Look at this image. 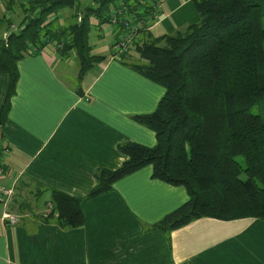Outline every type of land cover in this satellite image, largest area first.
<instances>
[{
  "label": "crops",
  "instance_id": "obj_1",
  "mask_svg": "<svg viewBox=\"0 0 264 264\" xmlns=\"http://www.w3.org/2000/svg\"><path fill=\"white\" fill-rule=\"evenodd\" d=\"M184 2L189 0H162L145 30L157 37L198 21L192 10L185 14ZM122 32L121 25L101 24L94 51L103 53L106 41L113 53V41ZM58 53L48 44L17 62L16 92L0 124V185L22 192L8 210L24 208L20 214L27 215L10 227L0 206V264H264L261 219L203 217L169 234L148 230L187 200L183 187L152 178L150 165L87 198L96 170L115 169L127 159L118 144H155L154 132L131 116L152 112L164 88L130 68L129 62L140 59L136 52L119 59L104 53L77 93L75 57L72 51L69 58ZM7 83L0 74V107ZM139 83L150 93L140 95ZM51 189L81 200L82 226L63 229L42 219L50 210Z\"/></svg>",
  "mask_w": 264,
  "mask_h": 264
},
{
  "label": "trees",
  "instance_id": "obj_2",
  "mask_svg": "<svg viewBox=\"0 0 264 264\" xmlns=\"http://www.w3.org/2000/svg\"><path fill=\"white\" fill-rule=\"evenodd\" d=\"M161 1L22 0L17 29L0 38V74L8 77L0 124L16 92L20 59L49 42L61 45L60 56L74 51L76 92L81 93L85 74L106 58L94 51L90 33L111 23L113 15L133 13L140 25L133 43L140 59L129 66L161 85L164 94L152 112L131 118L152 130L156 141L118 144L127 159L115 169L96 170L87 198L150 165L152 178L183 187L187 200L148 230L169 234L203 217L264 221V119L253 112L257 105L264 108V0H191L199 21L154 37L145 29ZM14 3L7 0L6 7ZM63 8L72 10L67 25L58 24L56 13ZM49 202L44 221L63 229L83 225L80 199L51 189Z\"/></svg>",
  "mask_w": 264,
  "mask_h": 264
},
{
  "label": "rangeland",
  "instance_id": "obj_3",
  "mask_svg": "<svg viewBox=\"0 0 264 264\" xmlns=\"http://www.w3.org/2000/svg\"><path fill=\"white\" fill-rule=\"evenodd\" d=\"M179 1V3H181L183 0H178ZM0 2H1V4L0 5H2V6H0V38H3V39H6V37H7V34H8V32L9 31H12V30H16L17 29V25H18V23L21 21V19H22V16L24 15V12H23V10H22V8H21V5H23V3L24 2H22V0L21 1H19V0H15V3L14 4H12L11 5V7L9 8H7L6 7V4H7V0H0ZM167 3V2H166ZM166 3H165V5H166ZM20 5V6H19ZM184 6H185V8H186V12H185V14L186 15H190V12H191V10L193 11V12H195L196 14H198L199 15V13L197 12V10H196V8H195V5H194V3L191 1V0H189V2H187V4H186V2H184ZM166 9H168L167 7H166ZM71 14H72V10L71 9H69V8H63V9H60L57 13H56V15H57V17H58V24L59 25H67V24H69L71 21H72V19H71ZM54 17V14H52L50 17H49V19H52ZM199 21V20H198ZM198 21H196V22H198ZM195 22V23H196ZM193 23V22H192ZM90 37H91V42L92 43H94L96 40H97V38H96V31H93V32H91L90 33ZM118 41V38L116 39V40H114L113 41V50H114V45H115V43ZM49 45H53L54 47H55V49L57 50V47H58V45L56 46V44L54 43V42H49L48 43ZM47 44V45H48ZM107 44V42L106 41H104L103 42V53H110V45H108V47H106L105 45ZM44 48V47H43ZM42 48V49H43ZM123 53H126V52H123ZM123 53H120V54H123ZM137 53V52H136ZM71 54H73L74 55V57H75V52L74 51H72V53ZM107 54V55H108ZM112 58H115V57H117L119 54H117L116 52H115V50L113 51V53H110L109 54ZM66 58H69V55L66 57ZM111 58V59H112ZM139 58V57H138ZM74 60H75V58H74ZM138 60H136V62H137ZM77 67H78V63H77V60H75V65L71 68L73 71H76V69H77ZM58 71L60 72V74H62L63 72H62V69H61V67H59L58 68ZM138 91H139V93H140V95H146V94H149L150 93V89L147 87V86H145V85H143V84H141V83H139V86H138ZM253 112L254 113H256V114H259L261 117H262V119H264V108H263V106L262 105H257V106H255L254 108H253ZM145 145V144H144ZM149 146V145H148ZM12 186V185H11ZM13 187H14V185H13ZM14 190H15V187H14ZM22 197H23V194H22V192L20 191L19 193H14V196H13V198H12V200H11V202H13V201H15V204H17V203H19V201H20V199H22ZM10 202V203H11ZM9 203V205H11ZM20 204H22V202H20ZM1 206V205H0ZM12 212V211H11ZM22 212H24V208H21V212H16V213H18V214H20V213H22ZM21 215V217L22 216H25V215H27V214H20ZM20 217V218H21ZM20 221V220H19Z\"/></svg>",
  "mask_w": 264,
  "mask_h": 264
},
{
  "label": "built area",
  "instance_id": "obj_4",
  "mask_svg": "<svg viewBox=\"0 0 264 264\" xmlns=\"http://www.w3.org/2000/svg\"><path fill=\"white\" fill-rule=\"evenodd\" d=\"M160 7V3L157 8ZM136 15L131 13L130 15H113L111 23L113 25H121L123 32L119 35L118 41L114 45V50L117 54L126 52L134 53V40L138 36L140 25L135 23ZM61 45H58L60 47ZM30 50H35L34 46H30ZM119 55L115 58L119 59ZM112 58V57H111ZM114 59V58H112ZM15 190L12 186L0 185V205L3 207L1 219L7 226L14 227L19 223L21 215L16 212L8 210L9 203L14 196Z\"/></svg>",
  "mask_w": 264,
  "mask_h": 264
}]
</instances>
